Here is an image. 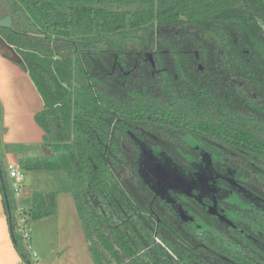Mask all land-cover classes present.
Segmentation results:
<instances>
[{
	"label": "trees",
	"instance_id": "trees-1",
	"mask_svg": "<svg viewBox=\"0 0 264 264\" xmlns=\"http://www.w3.org/2000/svg\"><path fill=\"white\" fill-rule=\"evenodd\" d=\"M0 11L11 18L0 34L35 77V120L52 148L19 164L67 180L96 264H264V0H0ZM150 146L180 177L194 158L212 186L221 174L236 183L227 220L245 219L246 232L183 219L184 187L167 199L140 173ZM0 186L14 246L33 264L1 155ZM55 211V191L31 192L29 223Z\"/></svg>",
	"mask_w": 264,
	"mask_h": 264
},
{
	"label": "crops",
	"instance_id": "crops-1",
	"mask_svg": "<svg viewBox=\"0 0 264 264\" xmlns=\"http://www.w3.org/2000/svg\"><path fill=\"white\" fill-rule=\"evenodd\" d=\"M51 3L36 6L41 17ZM7 16L0 11V18ZM51 37L69 38L68 30L48 29ZM43 107L35 77L19 62V54L0 34V155L4 166L22 158L51 156L44 131L35 120ZM21 195L14 203L28 209L32 191H55L54 215L30 223L33 264H96L90 256L72 193L60 173L24 170ZM13 200V199H12ZM14 201V200H13ZM24 203V204H23ZM0 264H25L10 235L0 186Z\"/></svg>",
	"mask_w": 264,
	"mask_h": 264
},
{
	"label": "flooded vegetation",
	"instance_id": "flooded-vegetation-1",
	"mask_svg": "<svg viewBox=\"0 0 264 264\" xmlns=\"http://www.w3.org/2000/svg\"><path fill=\"white\" fill-rule=\"evenodd\" d=\"M204 169L205 171L207 169L206 163L191 158L190 162H187V167L183 168L184 177H189L190 182L198 181L201 175L200 171L203 172ZM216 176L218 177L213 178L216 180L214 186L207 181L209 178H212L210 175L205 176L206 183L204 187H195L192 185L190 189H186L183 188V186L182 190H186L187 194L183 199L177 202L175 209L183 219L188 218L192 220L191 222L195 223L197 229L200 228L205 230L210 227V222L216 220L218 222H228L231 226H236L242 233L246 232L245 227H240V225L243 226V220L245 219L238 217L230 220L232 223L227 220L230 219L229 216L231 214L230 209L226 207V203L228 202L227 199L231 200L232 197L229 198L230 191L237 190L238 185L227 181L224 174L215 175V177ZM235 197V203L240 202L237 195ZM237 206H241V203H237ZM202 215L204 217H202ZM198 220H200L199 223ZM191 227L193 228L194 226L191 225ZM262 247L264 248V245Z\"/></svg>",
	"mask_w": 264,
	"mask_h": 264
},
{
	"label": "rangeland",
	"instance_id": "rangeland-1",
	"mask_svg": "<svg viewBox=\"0 0 264 264\" xmlns=\"http://www.w3.org/2000/svg\"><path fill=\"white\" fill-rule=\"evenodd\" d=\"M150 152L146 153L143 151L142 159H141V167L142 172L141 175L143 179H145L146 185L150 186V188L154 191L160 192L162 196L169 199L170 196L174 197L173 189H180L184 186V188H189L193 185L195 187H204L205 186V175L200 171L201 175L199 176L198 181H189V177H180L179 175V167L176 163L171 160L168 156L162 155L159 152V148L156 146H150ZM148 155H155L150 159ZM154 170H157L158 174L155 173ZM203 177V178H202ZM183 183V184H182ZM182 194L177 193L179 199H183ZM175 196V197H176ZM14 202V201H13ZM240 203V202H237ZM24 204V203H23ZM24 208V207H22ZM17 209V208H16ZM30 244H32V240H30ZM33 250V249H32ZM29 257L31 258V254L27 250ZM32 259V258H31ZM33 263V262H32Z\"/></svg>",
	"mask_w": 264,
	"mask_h": 264
},
{
	"label": "built area",
	"instance_id": "built-area-1",
	"mask_svg": "<svg viewBox=\"0 0 264 264\" xmlns=\"http://www.w3.org/2000/svg\"><path fill=\"white\" fill-rule=\"evenodd\" d=\"M7 177L9 179L12 198L16 202L21 195V189L25 180L24 169L20 166L19 162H7L5 165ZM17 225L16 229L20 236L22 243L26 250L31 254L33 261L37 259V254L31 248L30 240V223L27 219L26 209L17 207L16 209Z\"/></svg>",
	"mask_w": 264,
	"mask_h": 264
},
{
	"label": "water",
	"instance_id": "water-1",
	"mask_svg": "<svg viewBox=\"0 0 264 264\" xmlns=\"http://www.w3.org/2000/svg\"><path fill=\"white\" fill-rule=\"evenodd\" d=\"M11 25L10 16H4L0 18V26L9 27Z\"/></svg>",
	"mask_w": 264,
	"mask_h": 264
}]
</instances>
